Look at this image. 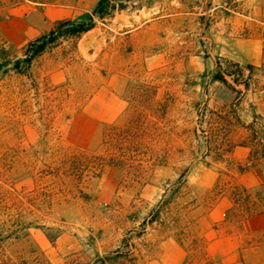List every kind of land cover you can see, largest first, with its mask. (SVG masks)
<instances>
[{"label":"rangeland","instance_id":"rangeland-1","mask_svg":"<svg viewBox=\"0 0 264 264\" xmlns=\"http://www.w3.org/2000/svg\"><path fill=\"white\" fill-rule=\"evenodd\" d=\"M117 1L28 66L0 44V259L264 264V164L226 117L264 118V0Z\"/></svg>","mask_w":264,"mask_h":264},{"label":"crops","instance_id":"crops-1","mask_svg":"<svg viewBox=\"0 0 264 264\" xmlns=\"http://www.w3.org/2000/svg\"><path fill=\"white\" fill-rule=\"evenodd\" d=\"M98 1L4 0L0 3V44L5 47L22 48L29 42L47 34L56 22L74 21L82 15L90 13ZM251 149L252 147L246 139L235 146L231 150V154L235 150L242 152V158L248 166L253 165L252 167H254L256 163L264 164L262 159L251 157ZM245 176V182H247V178H253L252 180L257 183L261 182L258 175L250 171L246 172ZM256 217L261 219L264 218V215L259 214L251 218Z\"/></svg>","mask_w":264,"mask_h":264},{"label":"trees","instance_id":"trees-1","mask_svg":"<svg viewBox=\"0 0 264 264\" xmlns=\"http://www.w3.org/2000/svg\"><path fill=\"white\" fill-rule=\"evenodd\" d=\"M123 8L124 4L120 1L99 0L92 10L91 15H87L86 18L89 20V22L92 20V16L103 20L104 18L110 17L115 10H121ZM91 25L92 23L90 24V26ZM85 30L86 29H84L82 22L58 21L54 24L53 28L47 34L38 37L25 46L26 57L21 62L26 63L28 66L35 57L45 52L59 38L74 37L77 33ZM217 68L218 71L214 76L215 80L222 82L236 94H241V91L235 89L230 83H228L225 77L230 78V81L234 86L242 85L245 90L248 89V79L251 75L252 66H240L239 64L234 63L232 64V67L227 66L223 69L219 64H217ZM244 69L249 70V75L246 77V79L243 80L242 78ZM232 114L233 115L227 114L226 117L228 121L237 128L240 127L244 129L248 133L246 139L252 147L251 157L253 156L255 159H262L264 161V118L260 115H256L252 118L251 122L244 123L240 120L235 112H233ZM1 242L2 239L0 238V246ZM0 264H5V262L0 259Z\"/></svg>","mask_w":264,"mask_h":264},{"label":"water","instance_id":"water-1","mask_svg":"<svg viewBox=\"0 0 264 264\" xmlns=\"http://www.w3.org/2000/svg\"><path fill=\"white\" fill-rule=\"evenodd\" d=\"M91 39L93 40L94 43L97 42V39L95 38V33L94 32L87 33L86 39L82 41V44L88 43Z\"/></svg>","mask_w":264,"mask_h":264},{"label":"built area","instance_id":"built-area-1","mask_svg":"<svg viewBox=\"0 0 264 264\" xmlns=\"http://www.w3.org/2000/svg\"><path fill=\"white\" fill-rule=\"evenodd\" d=\"M2 1H4V0H0V3H1Z\"/></svg>","mask_w":264,"mask_h":264}]
</instances>
